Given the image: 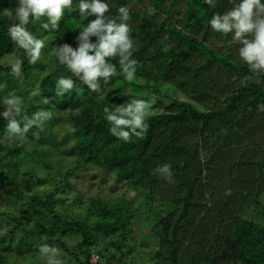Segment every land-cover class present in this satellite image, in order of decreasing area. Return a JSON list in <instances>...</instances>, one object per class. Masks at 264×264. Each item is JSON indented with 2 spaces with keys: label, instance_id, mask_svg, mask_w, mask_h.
I'll return each instance as SVG.
<instances>
[{
  "label": "trees",
  "instance_id": "obj_1",
  "mask_svg": "<svg viewBox=\"0 0 264 264\" xmlns=\"http://www.w3.org/2000/svg\"><path fill=\"white\" fill-rule=\"evenodd\" d=\"M107 2L110 16L120 6L129 8L136 49L132 58L139 65L134 80H124L113 59L118 75L102 84L100 93L73 77L76 86L59 96L56 81L71 73L58 65L53 52L63 43L77 46L79 0L65 11L58 31L41 29L45 18L30 21L28 29L47 45L34 66L8 35L9 26L18 23L15 15H3L5 8L15 13L18 0H0V113L12 91L24 100L22 115L50 110L52 124L65 116L81 164L110 176L112 190L118 185L130 189L138 205L84 196L86 217L57 213L59 189L40 194L42 180L19 166L26 149L48 137L47 124L30 129L23 141H9L7 121L0 115V264H18L17 257L26 264H45L38 253L44 243L61 249L63 264H133L134 214L142 211L151 216L147 238L156 242L152 264H264V74L238 61L227 40H222L223 50L214 46L221 34L207 24L213 13H223L239 0H216L215 8L204 0H185L181 19L174 11L182 0ZM5 57L23 60L21 78L12 77ZM245 77H251L246 86ZM37 85L48 103L29 98ZM153 96L158 99L143 139L125 143L111 135L105 107ZM164 164L173 172L171 183L155 171ZM85 169H59L52 180L62 173L75 178ZM68 186L65 178L62 187ZM69 239L75 241L71 246Z\"/></svg>",
  "mask_w": 264,
  "mask_h": 264
},
{
  "label": "clouds",
  "instance_id": "obj_2",
  "mask_svg": "<svg viewBox=\"0 0 264 264\" xmlns=\"http://www.w3.org/2000/svg\"><path fill=\"white\" fill-rule=\"evenodd\" d=\"M211 8L216 7V0H204ZM73 8V0H18L15 13L3 9V15L12 18L15 15L18 23L8 28L10 39L22 49L30 65H36L42 60L44 49L47 47L43 38L33 35L28 29L30 21L47 20L41 23L43 30L58 31L60 21L66 10ZM76 10L81 21L78 35L75 37L77 46L63 43L54 49V56L58 65L71 73V76H61L56 81L57 95L62 96L76 86V80L82 81L90 92L100 93L102 84L107 85L113 77L118 75V59L120 72L124 80L131 83L136 74L138 61L133 59L136 50L130 36V11L127 6L117 8V15H108L110 5L107 0H79ZM90 17H92L90 19ZM87 21V23H84ZM213 32L223 36L231 34L233 43L239 44V58L248 65L253 73L264 74V3L262 0H239L223 13L215 12L207 21ZM95 37V41L91 38ZM14 79L22 77L23 60L19 57L10 58L7 62ZM73 77L76 78L74 81ZM251 77L242 81L245 86ZM42 97L39 86L29 91V98ZM158 98L151 100L132 99L127 104L115 105L114 108L103 109L106 120L111 125L109 131L112 136L128 143L133 137L143 139L148 131L147 119L154 115L153 105ZM42 103H48V98L42 97ZM5 110L0 113L6 123L5 138L25 140L27 133L33 127L42 128L53 119L50 110H38L32 114L22 115L24 100L21 96L10 94L3 100ZM19 117V119H18ZM169 183L173 180L170 165L164 164L155 170ZM46 239V237H45ZM39 253L45 257V264H63L58 259L61 249L41 244Z\"/></svg>",
  "mask_w": 264,
  "mask_h": 264
},
{
  "label": "rangeland",
  "instance_id": "obj_3",
  "mask_svg": "<svg viewBox=\"0 0 264 264\" xmlns=\"http://www.w3.org/2000/svg\"><path fill=\"white\" fill-rule=\"evenodd\" d=\"M143 9L148 10L147 7ZM185 0H182L181 5L175 8L174 15L176 18L184 17ZM150 10V8H149ZM172 25V23L170 24ZM178 28H181L182 24H176ZM223 39L227 40V43L231 45L232 52L234 53L238 61L244 63L238 54L239 44L233 43L231 40V34L228 36L221 35L219 39L214 41V46H217L220 50H223ZM237 52V53H236ZM9 58H4L3 61H8ZM2 61V60H1ZM247 65V64H246ZM3 82L0 84V90H2ZM12 94V91L9 92ZM59 120V119H58ZM57 122V121H56ZM60 123L52 124L54 122H46L48 137H45L39 144L28 147L26 149V154L19 160V166L21 170L30 171L32 174L37 176L42 180L41 187H39L40 194H46L50 191L59 189L56 194V206L55 210L57 213H61L68 219L79 216L86 217L89 209V202L85 197L98 196L101 199L108 201L109 204L122 203V201H129L136 207L137 202L133 199V192L125 187L116 186L113 190L114 182L110 179V176L105 175V173L95 167L90 165L81 164L82 162L78 159V155L74 153V143L72 138V130L69 123H66L65 116L60 115ZM41 151L42 155L37 156L36 153ZM79 162V164H78ZM49 165L52 167L49 170ZM86 167L79 176L62 173L55 181L52 180V176L59 169H68V167ZM94 172L99 173L98 175L92 176ZM101 174V175H100ZM104 174V176L102 175ZM68 181L71 186L62 187L64 185V179ZM112 182V183H111ZM37 189V188H35ZM82 193L83 195H81ZM81 195V201H76L77 197ZM85 196V197H84ZM262 203H264V196L262 197ZM8 208V207H7ZM134 209V208H133ZM94 218L90 216V221ZM151 216H146L142 212H135L134 214V224L135 227V241L133 242V253L130 257L133 264H152L151 257L153 251L156 249V242L154 238H147L149 231V222ZM66 241V240H65ZM75 242L72 239L67 240V244L71 246ZM155 247V248H154ZM184 254L181 255V259H186L185 248L181 249ZM163 252H166V246L163 248ZM39 253V252H38ZM108 253H111L110 250ZM96 251L94 257L96 258ZM61 256V255H60ZM58 257V259L60 258ZM18 264H26V260H21L17 257ZM12 260L10 259V262ZM129 261V259H128ZM130 262V261H129ZM128 262V263H129ZM106 262L105 264H107ZM74 264V263H72ZM161 264H168L167 262H161Z\"/></svg>",
  "mask_w": 264,
  "mask_h": 264
}]
</instances>
